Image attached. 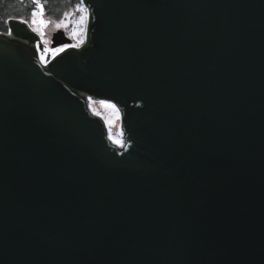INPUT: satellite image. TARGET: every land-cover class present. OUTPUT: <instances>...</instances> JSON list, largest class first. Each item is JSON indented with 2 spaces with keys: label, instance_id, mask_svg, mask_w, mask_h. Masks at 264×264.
<instances>
[{
  "label": "water",
  "instance_id": "obj_1",
  "mask_svg": "<svg viewBox=\"0 0 264 264\" xmlns=\"http://www.w3.org/2000/svg\"><path fill=\"white\" fill-rule=\"evenodd\" d=\"M82 2L0 32V264H264V0Z\"/></svg>",
  "mask_w": 264,
  "mask_h": 264
},
{
  "label": "rangeland",
  "instance_id": "obj_2",
  "mask_svg": "<svg viewBox=\"0 0 264 264\" xmlns=\"http://www.w3.org/2000/svg\"><path fill=\"white\" fill-rule=\"evenodd\" d=\"M83 7L85 14L81 17L69 15L64 19L54 20L45 14L43 7L41 9V7L37 6L34 11L36 15H32L29 20L24 19L41 36L44 45L41 55L44 60H46L48 55L54 54L57 49L62 47H52L53 34L60 29L65 30L66 34L72 39L70 45L81 47L86 42L88 10L85 6ZM90 106L94 112L104 116L111 139L117 144L122 145L124 143V131L121 125V114L117 106L106 100L93 99L90 101Z\"/></svg>",
  "mask_w": 264,
  "mask_h": 264
},
{
  "label": "trees",
  "instance_id": "obj_3",
  "mask_svg": "<svg viewBox=\"0 0 264 264\" xmlns=\"http://www.w3.org/2000/svg\"><path fill=\"white\" fill-rule=\"evenodd\" d=\"M39 4L45 14L54 20L85 14L82 0H39ZM37 6L33 0H0V32L9 31L8 23L12 18L29 20Z\"/></svg>",
  "mask_w": 264,
  "mask_h": 264
},
{
  "label": "snow or ice",
  "instance_id": "obj_4",
  "mask_svg": "<svg viewBox=\"0 0 264 264\" xmlns=\"http://www.w3.org/2000/svg\"><path fill=\"white\" fill-rule=\"evenodd\" d=\"M33 2H34V3H37V5H38L39 7H41V9H42V5H39V0H33ZM32 14H33V15H36L35 12H33ZM33 23H35V21H33ZM66 47H68V45H64L62 48L57 49V51H63L64 48H66Z\"/></svg>",
  "mask_w": 264,
  "mask_h": 264
},
{
  "label": "bare ground",
  "instance_id": "obj_5",
  "mask_svg": "<svg viewBox=\"0 0 264 264\" xmlns=\"http://www.w3.org/2000/svg\"><path fill=\"white\" fill-rule=\"evenodd\" d=\"M42 40V39H41ZM41 54V53H40ZM41 58L43 59V57H42V55H41ZM44 60V59H43ZM44 61H46V60H44Z\"/></svg>",
  "mask_w": 264,
  "mask_h": 264
}]
</instances>
